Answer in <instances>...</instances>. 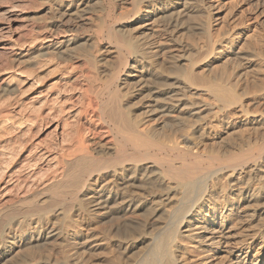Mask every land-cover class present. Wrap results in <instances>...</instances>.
<instances>
[{
    "label": "bare ground",
    "instance_id": "1",
    "mask_svg": "<svg viewBox=\"0 0 264 264\" xmlns=\"http://www.w3.org/2000/svg\"><path fill=\"white\" fill-rule=\"evenodd\" d=\"M25 1V10L56 18L29 39L13 29L8 80H0V264H102L92 240L107 243L108 264H197L192 258L221 253L217 264H264V139L247 146L241 140L229 154L208 149L217 125H230L226 109L264 120V96L252 110L251 83L200 71L194 0H128L126 13L104 0L99 23L85 18L91 0H78L87 4L80 10L76 0L54 9ZM131 12L136 22L110 24ZM88 21L100 33L93 49L78 35ZM163 21L187 34L159 45L136 38L149 28L158 34ZM200 29L206 53L214 54L221 36L210 21ZM172 81L206 91L212 101L197 106L169 87ZM159 114L162 121L152 122ZM206 114L217 123L207 124ZM177 124L184 134H175ZM242 220L250 231L236 253L226 233ZM187 245L200 254L182 252Z\"/></svg>",
    "mask_w": 264,
    "mask_h": 264
},
{
    "label": "rangeland",
    "instance_id": "2",
    "mask_svg": "<svg viewBox=\"0 0 264 264\" xmlns=\"http://www.w3.org/2000/svg\"><path fill=\"white\" fill-rule=\"evenodd\" d=\"M60 1L61 0H40L39 3L43 6V8L53 7L54 9L55 7L56 8L60 7L59 6ZM76 2H77L76 9L78 10L83 9L87 6V4L85 5L83 3L79 5L80 3H78L79 2L78 0H76ZM107 2H108L107 4L111 2L112 4L111 6H113L112 9L115 13H126L132 8V5L130 4L128 0L127 1L126 0H112V1L107 0ZM175 2L178 3L177 0H175ZM24 3H26L25 0H0V29H1L0 30V74L2 73L0 75V80L2 81L8 80L7 72L3 74V71L7 67H9L10 66L9 64L11 63L10 61H11V53H12L11 52L12 51V39L10 38H11L13 29L14 28L19 29L18 30L19 35L17 37L20 40H23V38L29 39L35 34V32L36 34L40 35V28H39L40 25L41 26L46 25L49 23L51 19L56 18L55 13H53L50 10H46L42 12L41 13L42 15L37 12L28 11L27 9L25 10ZM190 3H192L190 4L192 8H196L193 11H191L194 14L192 15V17L198 15L196 16L197 20L194 19L195 21L194 20H193L194 22L192 21V23H194L193 24L194 27L197 28L198 26V28L199 27L202 28L205 22L210 21L212 28H213V34H215V37L216 35H218L217 37L221 36V39H220L221 45H220L219 50H217L214 54L209 55L206 53L207 44H208L206 40L207 37L202 36L204 34L203 33L204 31L203 30L201 31L200 28L199 29L197 28L199 31L196 28H194L196 31L194 30V33H193L194 37L192 38L194 40L196 39V41H199L198 43L201 45V52H202L200 54L202 56L200 57L203 59V60L201 59V62L199 63L200 64L199 66L201 68L200 71H202V73L206 75L208 74L209 76L210 75L213 76L217 72L220 74L222 72L224 74L230 73L232 74L234 81H240L241 83L242 82L251 83V85L254 87L253 88L254 92L251 91V93L248 95L249 97L247 96L246 104L249 105L251 107L250 109L252 110L258 109L260 107L258 106L259 105L258 103L260 102V98L264 96V91L261 89L262 81L264 83V79H263L264 71H262L264 69V0H197V2L196 0H194V1H191ZM103 4H104V0H91V2L88 3V7L90 8V10H93V11H91L90 14H87L85 18L91 20V17H92L94 22H97V23L101 22L100 17L103 15V12H102ZM13 5H19L21 8H23L24 11L19 10L16 12L14 11L12 12L11 9ZM172 8L173 9L171 10L174 11L176 7H172ZM25 11H27V13ZM33 16L38 18V19L34 18V20H36L38 24L37 23L35 24V21L33 22V20H31ZM12 18H14V20ZM136 21H137L136 16L133 15L131 12V16L127 21L126 20L122 22L120 21L118 23V22H115V20L113 19L110 21V24L115 23L116 27L119 28L123 26L124 24H132ZM91 22L92 21H88L86 24L81 25L80 28L78 29V35L82 38V40L86 43L87 46L93 49L95 48V45L93 44L95 42L93 41L97 40V37H99L98 34L100 33L97 34L96 31L99 32V30L98 28L93 27ZM33 23L35 24V26L33 25ZM167 23H168L167 21L166 22L163 21L160 24V29H162L163 31L162 30L158 31L159 32L158 34H154L153 30H150V28L140 33L139 32L135 33L134 31L133 32L136 38L142 42L144 40L148 41L149 38L151 37L150 42L153 43L154 45H159L161 42L164 43L165 41H166L165 44H168L171 42V40L174 39V37L181 36L182 33L187 34L186 33L187 30L183 32L181 30H178V28H174V27L167 29V25H168ZM29 26L31 29L29 28ZM32 27H34L35 29L34 28L32 29ZM134 27L136 26H133V28ZM63 29H64V26H61L55 30L59 34L63 32ZM4 32L5 34H3ZM31 32H33L34 34ZM175 32H176V35L173 34ZM28 34L30 37L28 36ZM43 35L47 36V33L45 32ZM100 40H102V38H100ZM102 41L103 42L101 44L103 46H109L108 40L104 39ZM2 55L5 57L7 56V57L5 58ZM245 79H247L248 82ZM249 79H251L252 82ZM253 82L255 83V85L252 84ZM169 87H172L175 91L178 92L179 95H181V92H182V95H184L183 92H186L187 96L190 99L198 103L197 106H199L200 104H201L200 106H202V102L212 101L210 94L207 93L206 91L204 92V91H201L195 88L183 89V86L178 84L177 81L169 82ZM226 110H229L232 116V119L230 120V125H222V124L217 125L214 138H213L214 140L212 139V141L210 142V147L208 148L209 151H212L213 147L214 148L218 147V148H215V150L218 149V150H221L222 152H225V153L227 152V154H229L239 149V146L236 145L237 143L242 144L243 142L245 144L244 146H247L248 144H251L253 142L259 143L260 140L264 139L263 138L264 120H260V118H257V120H254V121L249 120L248 118H246V116H244L241 113L240 109L237 107H233L232 109H226ZM206 116L207 118L205 122H207V124L210 122H212L213 124L217 123L216 121H213L214 119L213 115L206 114ZM160 117H161V114H159L158 117L157 116L152 117L151 121L154 123H157V122L159 123L160 121H162L161 119H159ZM250 118H254V117L251 116ZM190 119L196 120L194 118H190ZM195 126H198V124L196 123H193V125L191 124V126L186 130L185 134L190 135L191 133H193ZM174 129H175L176 135L177 134L180 135L184 132V130L183 132L181 131L183 128L182 127L180 128L179 125L175 127ZM177 130H180V131H177ZM103 137H106V135H104ZM224 145L227 146V149H226V146L224 147ZM236 146H237V149H236ZM239 226L243 228L245 226V220L244 221L242 220L236 228L228 229L226 233V236L229 238L227 241L230 242L229 248L230 250L232 249L236 253H242V252H237L243 247L242 243L240 242L243 239V236L246 235V233L250 231L248 228H246V226L243 229L240 228ZM77 237L79 238L78 241L82 239L81 235H77ZM98 243L99 245H97L96 242L93 240L88 242L89 244L88 246L93 249L92 255L94 256L95 255L94 252H95L97 254L95 255L96 256L95 259L99 263L108 264L107 262L109 261L108 260L109 253L106 254L108 250L106 247H109V246L104 241L102 242L100 241ZM185 247L186 249L182 248L183 249L182 252H185L187 250L190 256H197V254H200V251L195 249L192 245H187ZM224 247L225 246L223 245V248L221 249V251L225 250ZM38 248L39 247L33 248L35 249L34 250L35 253H36V249ZM33 249H32V252H33ZM39 249H38V252L42 253L43 250L41 248ZM189 249H191V251ZM24 251L31 252V250L26 251V249ZM57 251L56 250L54 251L56 252L55 254L59 253V251L58 252ZM101 252L103 254L105 253L104 254L105 256L101 254ZM224 256H225V253L224 254L221 253L220 255L216 257L217 259L214 258L215 259L214 260L213 258H210L211 259V260L209 259L210 261L207 260L205 257L199 256V255L198 257L192 258V259L195 260V262L193 260V263H197V264H210V263L217 264L220 262V260L221 261L224 260L223 259ZM225 263L229 264L226 261Z\"/></svg>",
    "mask_w": 264,
    "mask_h": 264
}]
</instances>
